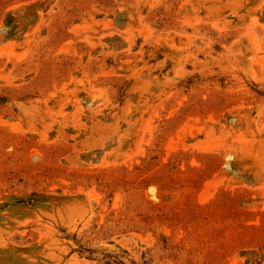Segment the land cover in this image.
<instances>
[{
  "label": "rangeland",
  "instance_id": "1",
  "mask_svg": "<svg viewBox=\"0 0 264 264\" xmlns=\"http://www.w3.org/2000/svg\"><path fill=\"white\" fill-rule=\"evenodd\" d=\"M0 264H264V0H0Z\"/></svg>",
  "mask_w": 264,
  "mask_h": 264
}]
</instances>
